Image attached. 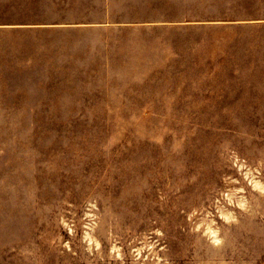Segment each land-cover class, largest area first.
Returning <instances> with one entry per match:
<instances>
[{
	"label": "rangeland",
	"instance_id": "obj_1",
	"mask_svg": "<svg viewBox=\"0 0 264 264\" xmlns=\"http://www.w3.org/2000/svg\"><path fill=\"white\" fill-rule=\"evenodd\" d=\"M0 264H264V0H0Z\"/></svg>",
	"mask_w": 264,
	"mask_h": 264
}]
</instances>
